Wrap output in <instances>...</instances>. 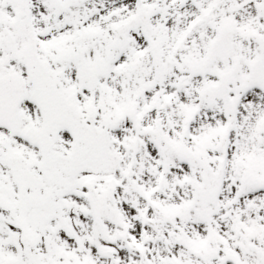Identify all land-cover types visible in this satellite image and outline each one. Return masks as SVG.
<instances>
[{"label":"snow or ice","instance_id":"6c2138e0","mask_svg":"<svg viewBox=\"0 0 264 264\" xmlns=\"http://www.w3.org/2000/svg\"><path fill=\"white\" fill-rule=\"evenodd\" d=\"M0 264H264V0H0Z\"/></svg>","mask_w":264,"mask_h":264}]
</instances>
